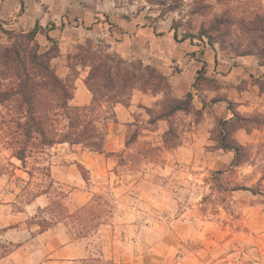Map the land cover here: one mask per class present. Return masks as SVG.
<instances>
[{"label":"rangeland","instance_id":"1","mask_svg":"<svg viewBox=\"0 0 264 264\" xmlns=\"http://www.w3.org/2000/svg\"><path fill=\"white\" fill-rule=\"evenodd\" d=\"M18 1L24 10L29 8L31 15L38 10L61 14L64 23L57 25L58 28L67 24L71 27L69 18L73 15L98 14L93 21L97 26L92 30L91 25L87 38L82 34H65V38L72 41L63 47L70 51L67 62L70 75L66 81L69 89H73L71 80L77 75L74 68L77 61L73 57L78 53V45H85L86 41L90 46L89 53L94 56L107 55L115 61L147 65L138 58V54L143 58L147 56L148 39L145 36L135 43L139 47L138 51L134 50L135 54L126 52L132 56L123 58L117 51L125 37L123 34L134 30L130 25L119 26L117 20L121 22L124 16L134 21L132 25L149 27L157 36L169 31L176 35V42L183 41V35H190L186 40L199 47L198 53L208 46L217 48L225 57L236 56L243 50L254 51L247 44L257 41L258 37L256 32L238 29L240 18L251 20L254 16V0ZM1 8L7 13L13 9L10 2ZM14 14L7 20H0L2 45H10L15 40L9 41L4 31L21 33L9 27ZM224 18L230 19L233 27L218 23ZM201 32L211 37L212 45L207 44L203 36L199 38ZM54 41L53 44L41 40L39 51L50 48L52 55L58 54L61 43ZM159 45L166 46L167 42L161 40ZM238 47L241 50H235ZM172 54L177 58L181 52L173 49ZM174 69L169 73L175 74ZM98 79L99 76L92 81L98 96L93 107L95 111L89 117H97L100 126L104 111L111 105L103 102V92L97 88ZM6 84L7 81H2L0 88ZM201 85L213 86L211 82L201 80L199 90ZM131 93L130 89L122 92V100L128 103ZM151 94L156 97L155 104L151 108L137 104L140 109L134 111L132 122L127 124L124 146L117 152L102 150L98 153L68 143L59 146L70 158H60L58 162L77 163L76 171L85 181L81 190L87 194L75 206L67 198L70 186H52L47 178L50 147L34 133L28 138L23 137V131L9 123L17 113L11 103L0 104V174L8 177L12 189H22L13 212L23 209L39 193L48 194V206L29 208L33 216L26 222L31 236L40 231L38 225L42 221L49 228H55V240L51 243L54 247L72 239L82 257L64 264H264V194L231 191L234 187L264 190V116H258L256 123H244L250 132L244 146L246 157L241 159L242 164L231 166L233 154L232 159L226 158L227 151L221 150L218 142L217 122L223 116L218 118L216 111L209 108L206 119L196 110L199 97L194 94L197 100L192 97L189 111L161 118L175 96L172 90L166 94L160 91ZM24 110L22 107L19 110L21 123L26 122ZM52 119L55 120L48 123L46 139L54 141L58 139L54 132H66L68 123L63 117ZM239 139L245 141L243 137ZM15 141L19 143L15 145ZM18 146L26 149L24 163L19 162L29 174L26 185L19 182L23 174L15 171L12 162L16 163L13 153ZM82 151L92 152L89 155L97 159L99 166L89 170L78 164L72 153ZM84 206H87L86 210L80 218L76 217L75 213ZM82 224L88 227L85 231L80 230ZM1 241L0 253L3 254L7 246Z\"/></svg>","mask_w":264,"mask_h":264},{"label":"crops","instance_id":"2","mask_svg":"<svg viewBox=\"0 0 264 264\" xmlns=\"http://www.w3.org/2000/svg\"><path fill=\"white\" fill-rule=\"evenodd\" d=\"M243 2L244 0H240ZM10 2L12 5V12H5L1 8ZM238 4V2H236ZM254 13H264V0H254ZM20 2L18 0H0V20H7L10 15L14 18L9 25L12 29L20 30L21 32L30 31L36 24L38 25V32L36 34V41L41 44V40L47 41L45 36L48 35L53 40H58L61 44L59 46V53L50 61L51 68L55 74L64 81L70 75V68L68 66V59L70 51L67 52L63 47L69 45L70 42L65 38V34L70 32L77 35H85L95 30L97 25L93 24L94 16L86 14L73 15L70 17V23L73 25L56 27L64 23L61 14H50L44 11H35L33 15L29 13V8L23 10L19 14ZM121 22L117 20L119 26L125 28L131 26L134 29L130 34H123L124 39L118 44L117 51L124 56H132L127 51L139 50L135 43L139 42L144 36L148 39L146 43L145 58L138 54V58L152 66L167 76L170 88L177 99L183 98L187 93H191L193 99L199 97L196 101V110L201 111V115L206 116L207 109H214L218 118L223 116V120L233 118V113L227 108V102L231 103L233 110L241 115L251 116L254 113L264 115V64H260L258 59L253 55H236L223 56L219 53L217 48L206 47L202 52L198 53L199 47L192 44L190 41L183 40L176 42L173 33L167 31L162 35H155L153 30L149 27H137L134 21L129 20V17H121ZM136 24V23H135ZM55 25V28H54ZM53 27L52 29L47 28ZM101 26V25H100ZM165 40L166 46H160L159 42ZM81 43V41H77ZM132 42V45H129ZM131 48V49H130ZM173 49H179L181 54L175 58L172 54ZM45 48L44 51H46ZM135 50V51H134ZM43 51V52H44ZM126 53V54H125ZM207 64L204 79L211 82L213 86L201 85L200 90L193 91L191 83L194 80L195 72L200 67L201 63ZM177 66L176 69L169 67L170 65ZM174 69L175 74H171ZM77 75L71 80L73 84L72 98L68 101L71 107H89L92 103V94L85 86V78L88 75V69L79 65L75 66ZM168 71V72H167ZM184 78V79H179ZM217 101L211 103L212 100ZM155 95L149 92H142L133 90L129 101L126 104L117 102L111 107L115 114V120L109 121L106 125V136L104 138L102 149L105 153H115L123 146V136L127 124L131 123L132 115L135 110L141 107L151 108L155 104ZM214 122V119L211 118ZM214 124V123H213ZM236 141L245 146L246 141L250 137L243 129H238L234 135ZM244 138V142L239 139ZM248 142V141H247ZM68 145L67 143H57L49 148V163L48 176L49 182L52 186L68 185L69 194L68 200L75 206L80 204V199L84 197L86 192L81 190L82 184L85 185L83 178L77 173V163L66 161L65 163L58 162L60 158H70L65 156L64 149L59 146ZM64 148V147H63ZM92 152H89L91 154ZM225 157L232 159V153L226 152ZM82 151L78 154L72 153L74 158L78 159V164L83 165L86 169H95L99 165L97 159L92 155ZM15 158H11L13 160ZM15 171L23 174L19 177V182L26 185L29 180V174L19 165V160L15 159ZM2 178L4 180L2 181ZM26 180V181H24ZM0 239L5 244L4 253H0V264H64L68 261H73L76 258H81L79 249H77L72 239H67L55 247L51 244L55 239L56 234H53L55 228H48L45 231H39L31 236V230L28 228L27 220L33 215L30 209H42L49 204V196L46 192H41L24 208L13 212V205L17 202L22 193V189H12L11 182L5 174H0ZM14 190V191H12ZM2 197V198H1ZM86 202V200L84 201ZM83 202V203H84ZM55 227V226H54Z\"/></svg>","mask_w":264,"mask_h":264},{"label":"trees","instance_id":"3","mask_svg":"<svg viewBox=\"0 0 264 264\" xmlns=\"http://www.w3.org/2000/svg\"><path fill=\"white\" fill-rule=\"evenodd\" d=\"M22 6L20 3L19 14L24 10ZM229 21L231 20L224 18L218 23L233 27ZM238 26L239 31L244 29L253 34L256 32L258 37H256L257 41L254 40L250 45L247 44L253 47L254 51L243 50V53L237 55H253L260 64H264V13H254L251 20L244 17L240 18ZM37 32V24L30 31L21 32L20 34L4 31L9 41L15 40L10 45L0 44V85L2 81H7V84L2 85V89L0 88V104L4 102L11 103L12 109L17 113L9 123L15 124L16 128L22 130L25 138L34 133L42 139V143L46 147H52L57 143H68L71 146L81 145L84 149L102 153V144L106 136L105 127L109 121L115 120V114L111 106L117 102L126 104L122 100L124 96L122 92L130 89L132 91H149L150 93L160 91L166 94L171 90L167 78L157 69L148 65L143 66L140 62L135 64L132 61H115L107 55L94 56L89 53L90 46L86 41L85 45H78V53L74 55L73 59L77 61L76 66L90 69L84 83L92 94V103L89 107H71L68 101L72 98V89H69L70 87L66 81L61 80L55 74L50 65L51 59L58 54L55 52L52 55V49L50 48L44 52L39 51L40 47L35 39ZM200 34L199 38L203 36L207 39V44L212 45L211 37L208 34L205 32ZM45 38L48 42L55 43L48 35ZM189 38L190 35L187 34L182 36V40ZM174 39H176L175 34ZM239 48L235 50H241ZM206 66L207 64L202 62L196 70L194 80L191 83L192 89H198L199 81L204 78ZM97 76L100 77L98 79L100 80L99 87L97 85V88L100 92H103V98L105 99L103 102H108L111 105L110 108L108 107L109 111H107L108 108L104 111L100 126L97 124V117L93 119L89 117L95 111L93 107L98 96L97 90L92 85L93 79ZM216 101L214 99L211 103ZM191 102V93H187L181 99L173 98L166 114L161 118H167L180 111H189ZM21 107L25 109V123H21L22 114L19 112ZM227 108L233 113V118L229 120L220 119L217 122L219 148L231 152L233 154L231 166H238L242 164L241 159L246 157L245 147L239 144L234 137L229 140L230 135L238 129L250 133L244 123H256L258 116L262 114L241 115L233 110L230 102H227ZM51 117H63L68 123L66 132H54L55 137L58 138L54 141L46 139L48 123L55 120ZM168 133H170V130L167 131ZM18 143L17 141L14 142L15 145ZM25 151L26 149L23 146H18L13 153V157L24 163ZM238 190L249 191L253 195L264 194V190L261 189L255 190L247 187H234L231 189L232 192ZM86 208L87 206H84L79 209L75 216L80 218L79 215H82L81 213ZM45 224L44 221L39 223L40 231L43 232L49 228ZM87 228L85 224H82L80 230L85 231Z\"/></svg>","mask_w":264,"mask_h":264}]
</instances>
